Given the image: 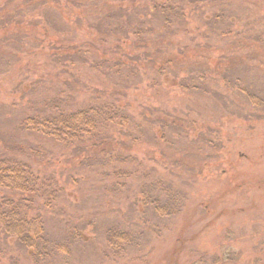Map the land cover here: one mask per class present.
<instances>
[{"label":"rangeland","instance_id":"rangeland-1","mask_svg":"<svg viewBox=\"0 0 264 264\" xmlns=\"http://www.w3.org/2000/svg\"><path fill=\"white\" fill-rule=\"evenodd\" d=\"M77 47L99 68L51 62ZM128 50L158 58L115 70ZM54 96L113 102L129 122L95 149L23 131ZM0 151L57 189L51 208L31 204L45 225L39 255L0 233V264H264V0H0ZM111 228L132 237L124 249L108 245Z\"/></svg>","mask_w":264,"mask_h":264},{"label":"trees","instance_id":"trees-1","mask_svg":"<svg viewBox=\"0 0 264 264\" xmlns=\"http://www.w3.org/2000/svg\"><path fill=\"white\" fill-rule=\"evenodd\" d=\"M154 7L157 10L156 12L164 14V23L170 24L167 17L170 14L169 11H171L170 7L166 4L155 5ZM17 9L19 10V8ZM60 11L58 12L63 14ZM2 17L6 20L12 17V15L5 14ZM125 24L128 32L129 27L127 22ZM135 30L133 29L132 34L139 38L140 33ZM101 31L105 30L97 31L100 33L102 41L105 40L106 36L112 34L111 27L108 30L106 29V32ZM227 33H229L228 30L222 33V36L227 35ZM134 46H138V43ZM20 51L15 55H19ZM92 53L91 49L77 47L76 49H70L68 53L62 55L55 54V56H52L51 62L62 66L64 69L66 67L75 68L78 64L88 62L89 57L96 61L99 60L95 59L94 55H91ZM142 54L143 56L139 52L136 53L134 50H128L126 53L113 56L111 59L112 65L118 71L121 67L118 64H123L121 70L134 74L135 68H139V66L144 68L147 64H153L155 59L158 58V56L152 58L149 52H143ZM121 58H124V60H121ZM101 60H103L102 62L108 61L105 57ZM100 63L98 64L97 61L95 67L99 68ZM124 64L126 65L124 66ZM181 84L185 90L191 89L186 81H181ZM236 89L239 90L240 87ZM245 90L240 89L242 93L251 95L250 99L253 100L254 104L259 106L263 103L259 98L253 96L257 94L251 92L252 90ZM254 97L255 99H253ZM128 122L129 117L126 108L123 109L113 102L79 104L74 99L69 100L63 96H54L45 99L39 110L24 115L20 122V128L23 131L52 141L54 144L77 148L81 144L89 142L87 145L91 149H95L97 146H106L110 143L111 134H108V132L110 133L113 127H124ZM104 160L107 161V159ZM39 179L40 177L32 172L31 168L24 161L0 151V191L2 192L0 196V233L4 236L15 238L29 250L32 256L39 255L37 250L39 244L45 242L44 220L41 214L31 211L32 201L38 197L44 201L45 207L51 208L57 192V189L49 190L46 186L43 188L42 182H39ZM159 185L157 183L156 186L162 188ZM46 190H49L48 194L45 192ZM170 198L174 203V195L170 196ZM169 202V200H165L164 203H159L156 198H151L148 194L143 199L144 204H152L154 210L160 215H166L167 211L168 214L170 213L171 210L168 209L170 206ZM131 239L132 237H130L127 231H118L113 228L107 231L106 240L108 245L117 250L124 249L131 242ZM65 249V244L60 245V250L63 253ZM4 255L5 251L2 245H0V257Z\"/></svg>","mask_w":264,"mask_h":264}]
</instances>
